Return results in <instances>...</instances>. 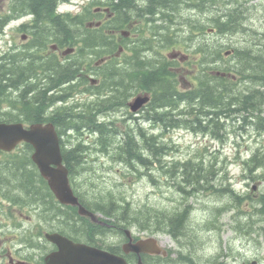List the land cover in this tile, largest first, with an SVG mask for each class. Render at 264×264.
Masks as SVG:
<instances>
[{
    "label": "flooded vegetation",
    "instance_id": "1",
    "mask_svg": "<svg viewBox=\"0 0 264 264\" xmlns=\"http://www.w3.org/2000/svg\"><path fill=\"white\" fill-rule=\"evenodd\" d=\"M186 1L191 0H180L179 10H176L173 0H81L82 6L74 16L81 17L83 23L76 24V34H81L84 29H90L93 33L101 30L104 32L106 45L120 48L119 64L124 80L121 91L119 94L115 93L113 99L115 100L114 109H118L123 121H129L134 125L146 122L154 124L156 118L154 113H150L151 108L152 112L172 110L170 115L173 114V117H177L175 113L178 109L186 110L192 107L196 109L197 102L189 104L187 99L180 102L177 109L166 103L161 104L159 103L162 100L161 96L157 100L155 99L156 102L150 104L154 94L149 90L142 89L141 74L140 78L136 76L135 79L130 80V73H133L139 64V59H147V54L155 46L178 43L179 41L174 39V36L186 25L191 26V34L184 38L186 40L184 45L199 46L200 53H203L206 58L208 44L201 41H206L207 27L202 23H187V19L180 13L183 7L191 8L189 4H186ZM32 2L33 0H0L1 77L6 78L11 75L10 72L7 74L2 70L5 62L15 64L23 61L30 64L33 61H38L44 63L43 71L45 72L48 59L62 61L63 58L70 55L66 54L62 46L63 37L68 34L63 31L62 27L59 33L57 27H49L47 18L43 16L45 14L34 11ZM41 3L44 4L46 1H41ZM57 5L58 1L56 9ZM203 5L205 6L204 3ZM192 9L198 10L196 7ZM57 15L60 14L56 13V16H51L49 21L56 19L57 24L61 26ZM181 18L183 20H180ZM202 30L203 32H201ZM208 30L211 34L219 33L215 27ZM259 42H256L255 45H264ZM3 46H6L7 49H4ZM137 48H141V53L135 52ZM129 51L130 55L127 54ZM74 53L75 51L72 54ZM123 54L125 55L123 56ZM172 55H177V52ZM190 56H181V58L184 62H188ZM159 62L157 58L156 63ZM169 68L174 74L173 79L178 83V74L174 71L175 66L170 65ZM192 72L196 75L197 71L192 69ZM99 74L94 71L90 72L88 76L91 78ZM97 82L99 81L90 83L94 86ZM69 84L70 82L66 83L67 86ZM192 84L195 82H190L189 86L184 89L178 88L188 92ZM12 86L7 88L6 95L2 96L0 102V117L2 118L15 116L16 113L23 116L19 111V106L25 101L26 96L23 90L27 87L14 89ZM30 89L26 93L27 96L31 95ZM112 93V91H106L105 97H110ZM143 93L149 94L150 102L139 110L132 111L130 103L137 95ZM14 102L18 104L17 107L13 104ZM183 106L185 107L183 108ZM262 114L264 115V109ZM237 121H239L236 124L238 131H246L253 124L256 127L254 118L243 121L241 117H237L235 123ZM258 133L259 136L249 140V142H256V148L250 156L252 160L264 158V136H262V132ZM27 144L21 142L11 152L0 150V264H60V260L65 259L59 254L63 245L68 248L71 245L78 247L76 245L80 244L95 247L116 256L113 259L105 260V264L195 263L192 254L191 257H188L189 255L185 253L184 249L175 251L165 244L156 234L163 232L161 229L151 233L137 227L125 228L114 222L110 215L93 205L102 202L95 198L98 193L88 192L82 184L72 183L71 186L81 203L97 213L98 220L81 214L78 205L62 203L52 190L48 180L42 176L37 164L32 160L33 147L31 148ZM61 144L63 145V142ZM24 155L29 160V162L27 160L24 162L26 166L17 160L18 156ZM31 162L34 164V170L38 173L34 182L29 173ZM40 177L45 181H38ZM185 223L187 227L186 220ZM186 234L188 235L187 228L179 238L186 237ZM56 235L64 238L62 241L59 239L57 241L53 238ZM152 238L155 240H151Z\"/></svg>",
    "mask_w": 264,
    "mask_h": 264
},
{
    "label": "trees",
    "instance_id": "2",
    "mask_svg": "<svg viewBox=\"0 0 264 264\" xmlns=\"http://www.w3.org/2000/svg\"><path fill=\"white\" fill-rule=\"evenodd\" d=\"M41 1H46V3L42 4ZM57 1L69 0H33L32 8L34 11L44 13L43 16L49 22L48 26L57 27L59 29L58 33L61 27L63 28V31L68 35L63 37L62 45L77 46V55L69 61L48 59L45 72L43 71L44 63L38 61H33L30 64L23 61L15 64L5 62L2 70L7 74L10 72L11 75L6 78L0 76V102L2 96L6 95L7 88L11 85L14 89L27 87L23 90L25 95L28 93V89L31 88V95L26 96L25 101L19 106L22 117L16 113L15 116L0 117V120H20L27 123L51 121L57 126L59 133H63L67 129L81 133L86 128L98 136L96 144L99 151L114 153L116 159L132 168H137V166L151 168L155 166L154 159L157 162L161 160L170 148L169 145L162 142L161 136L154 133L150 134L143 126L137 125L136 127H128L123 132L122 139L118 140L120 134L113 126V122L104 121L100 118L106 111L112 110V106L115 104L113 96H115V93L119 94L123 86L122 68L118 58L114 56L118 52V47L106 45L104 43V32L101 30L93 33L90 29H84L81 34L77 35L76 24L83 23V20L81 17L72 15V13L57 15L61 26L57 24L56 19L49 21L51 16H56ZM219 1L221 0H191L186 1V4H189L191 8L196 7V9L204 10L207 13L211 12V8L216 6ZM173 2L175 9L179 10L180 0H173ZM226 3H232V1L226 0ZM231 5L232 7L226 9L227 12L210 16V21L221 34L245 28L243 26V11L240 10L239 5H235V3ZM220 15L222 20L219 19ZM207 49L209 53V56H207L208 64L211 61L218 62L223 59L221 48L218 49L214 45L208 44ZM136 52H139V49ZM108 55H112L109 61L96 70L100 73L101 85L99 87L93 86L96 88L94 93L102 95L103 98L84 104L58 106V103L68 102L69 98L77 92L90 91L89 87L91 86L87 74L93 68L96 59ZM233 55L237 56L236 64L225 68L222 66L223 69L219 70L221 73L225 72L226 75L213 74L210 72L212 68L210 65L204 69L201 61L195 75L197 82L191 86L188 92L181 91L178 88L176 80L172 77L174 74L169 68L171 64L165 60L151 64L150 60L139 59V64L135 67L133 73H130V80L135 79L136 76L140 78L141 74L142 89L149 90L154 94L150 104L156 102L159 96L162 98L159 103L169 104L176 109L179 103L185 99L189 104L197 102L196 109L192 107L191 109L180 110V115L177 117H173V114L170 115L172 110L152 112L151 108L150 113L155 114L156 122L162 129L178 128L183 125L193 131L209 133L217 139L224 140V131L228 130L226 120L235 121L237 117H241L243 121L254 118L257 129L264 132V115L262 114L264 109V49L235 48ZM92 57H95V59ZM205 70L206 75L204 76ZM236 73H239L248 84L247 90H234L238 84L229 75ZM69 82L70 84L67 86L66 83ZM106 91H112L113 93L110 97H105ZM13 104L16 107L18 106L15 102ZM27 145L32 148L30 144ZM88 149L89 147L83 142L63 149L64 160L70 168L74 184L77 183V177L85 169L84 163L87 162ZM17 160L26 166L24 162L27 157L25 155L18 156ZM27 161L29 162V160ZM262 162H264L263 158L247 161L248 167L251 169L259 166L258 164ZM30 166L29 173L34 182L38 173L34 170L33 162ZM161 167L165 175L172 178L176 184L178 183L177 186L187 195L214 188L211 184L216 173L213 163L205 168L201 161L194 162L190 159L185 162L177 161L173 166L165 163ZM38 181L43 182L45 180L40 177ZM235 196L236 200L245 197L241 194ZM95 198L107 200L106 203H94L93 205L97 209L106 212L114 219V222L124 227L135 225L150 231L163 229L176 238H179L187 228L185 223L189 211L187 207L168 213L152 211L149 208L136 210L130 207V202L118 198L113 192H110L109 195L106 192L101 193ZM259 201L262 202V207L257 208V210L264 213V195Z\"/></svg>",
    "mask_w": 264,
    "mask_h": 264
},
{
    "label": "rangeland",
    "instance_id": "3",
    "mask_svg": "<svg viewBox=\"0 0 264 264\" xmlns=\"http://www.w3.org/2000/svg\"><path fill=\"white\" fill-rule=\"evenodd\" d=\"M225 2L226 0L219 1L211 8V12L207 13L184 7L180 12L187 19V23L206 25V41H201L202 43L222 49L223 59L207 63L212 67L210 72L213 74H217V71L222 70L223 67L236 64L237 56L226 54L228 50L234 51L235 48L246 47L264 49V45H255L259 41L264 43V0H232L243 11L245 28L225 34L209 32L208 29L215 27L210 21V16L225 13L226 9L231 7ZM81 4L82 2L73 1L62 4L59 8L61 12L75 14ZM190 34L191 26L186 25L174 36L178 43L156 46L146 56L151 64L156 63L157 58L174 60L173 62L177 64L174 71L178 74V87L181 89L189 86L194 76L192 72L194 63L204 55L194 52L197 45H184L186 41L184 38ZM3 48L7 49L6 46ZM137 49L141 50V48ZM174 52H177V55H172ZM127 54L130 55V51ZM186 55L190 56L188 62H184L181 58ZM94 76L98 77V75ZM234 81L238 84L235 91L247 90L248 84L239 73L234 75ZM98 99L94 92H77L71 97L68 105L95 102ZM63 105V103L58 104L60 107ZM179 110L176 111V116L180 115ZM120 116L118 110H108L100 116L104 121L113 122V126L120 134L118 140L122 139L123 132L128 127H136L129 121H123ZM238 122L226 120L228 130L224 131V140L185 127L166 131L153 127V123H143V127L150 134L160 135L162 142L170 146L169 152L161 160L157 162L154 159L155 166L151 168L140 166H137L138 169L132 168L116 159L114 153L99 151L96 144L98 136L89 129L85 128L81 133L67 129L62 137L68 148L79 142L89 147L87 162L84 163L85 169L76 179V182L82 184L88 192L92 194L106 192L108 195L113 192L118 198L130 202V207L136 210L149 208L152 211L168 213L186 207L189 209L186 237L176 239L165 230L156 233L175 251L184 249L185 253H188L189 257L192 254L199 264H252L254 260L257 264H264V215L257 210L262 205L259 200L264 195V164L251 169L245 162L256 148V142L249 140L255 139L254 137L260 134L253 126L246 131H238L236 128ZM190 159L194 162L201 161L205 168L210 163L215 165L216 173L212 178L214 188L187 195L177 186L178 183L176 184L162 170L165 166L161 167L162 164L173 166L177 161L185 162ZM228 189H233L234 192L245 197L236 200V196H233L232 191Z\"/></svg>",
    "mask_w": 264,
    "mask_h": 264
},
{
    "label": "water",
    "instance_id": "4",
    "mask_svg": "<svg viewBox=\"0 0 264 264\" xmlns=\"http://www.w3.org/2000/svg\"><path fill=\"white\" fill-rule=\"evenodd\" d=\"M72 51L73 49H68L66 52ZM149 99L148 95H138L130 103L131 109L139 110ZM24 141L34 147L32 158L58 199L65 204L79 205L81 214L89 215L96 220L97 216L83 206L73 192L69 169L63 163L60 136L55 125L52 122H37L28 126L23 122H0V149L12 151ZM53 238L62 241L64 237L56 235ZM64 246L59 254L65 259H61L60 264H105V260L116 257L107 251L88 245H76L78 247L71 245L68 248Z\"/></svg>",
    "mask_w": 264,
    "mask_h": 264
},
{
    "label": "bare ground",
    "instance_id": "5",
    "mask_svg": "<svg viewBox=\"0 0 264 264\" xmlns=\"http://www.w3.org/2000/svg\"><path fill=\"white\" fill-rule=\"evenodd\" d=\"M214 1V0H213ZM211 6H213V5H211ZM218 16V15H217ZM216 16V17H217ZM223 16V15H222ZM215 18V17H214ZM220 20H222L221 19V15H220V18H219ZM232 19V18H231ZM225 20V19H224ZM239 20V19H238ZM230 21V20H229ZM232 21V20H231ZM237 21V20H236ZM215 22V21H214ZM217 24V23H216ZM234 25V24H233ZM238 25V24H237ZM72 38V37H71ZM262 65V64H261ZM253 77V76H252ZM254 78V77H253ZM70 81V80H69ZM35 89V88H34ZM225 90H227V89H225ZM60 91V90H59ZM25 96H27V95H25ZM30 96V95H29ZM60 101V100H59ZM254 102V101H253ZM64 109V108H63ZM253 110V109H252ZM62 112H63V110H62ZM59 113V112H58ZM59 115V114H58ZM61 115V114H60ZM182 124V123H181ZM198 188V187H197ZM195 189V188H194ZM199 189V188H198ZM204 189V188H203ZM189 213V212H188ZM188 220H189V215H187V219H186V222H188Z\"/></svg>",
    "mask_w": 264,
    "mask_h": 264
}]
</instances>
